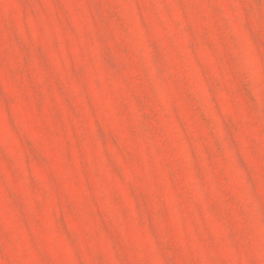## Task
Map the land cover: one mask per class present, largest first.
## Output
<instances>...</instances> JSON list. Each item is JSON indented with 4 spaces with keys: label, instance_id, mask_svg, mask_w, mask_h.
Listing matches in <instances>:
<instances>
[{
    "label": "rangeland",
    "instance_id": "374dc122",
    "mask_svg": "<svg viewBox=\"0 0 264 264\" xmlns=\"http://www.w3.org/2000/svg\"><path fill=\"white\" fill-rule=\"evenodd\" d=\"M0 264H264V0H0Z\"/></svg>",
    "mask_w": 264,
    "mask_h": 264
}]
</instances>
